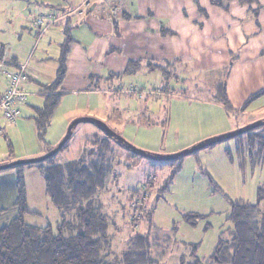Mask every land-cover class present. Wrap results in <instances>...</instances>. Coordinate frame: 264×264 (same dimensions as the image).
I'll return each mask as SVG.
<instances>
[{"label":"rangeland","instance_id":"374dc122","mask_svg":"<svg viewBox=\"0 0 264 264\" xmlns=\"http://www.w3.org/2000/svg\"><path fill=\"white\" fill-rule=\"evenodd\" d=\"M103 2L110 11L113 7L120 12L116 19L109 12L104 21L111 25L112 36L100 37L88 52L82 50L85 44L82 49L72 47L67 74L56 91L59 104L43 138L34 121V108L43 107L38 97L30 100L31 108L16 124H1L0 161L46 156L63 141L74 121L86 117L102 121L136 149L160 156L179 154L212 137L264 121V0ZM34 7L29 1L0 0V51L6 48L7 54H14L17 48H31L34 59L28 70L49 80L51 69L39 67L36 61L50 58L46 62H52L58 52H43L44 38L46 45L51 39H38L33 32L35 18L44 13H34ZM74 36L71 33L75 42ZM133 62L139 66L134 68ZM148 62L166 67L168 74L151 70ZM174 73L175 94L146 95L160 89ZM95 79L97 90L92 87ZM219 82L225 85L228 105L213 98ZM131 89L137 93L129 94ZM210 132L215 135L191 144L198 134ZM249 132L264 136V125ZM237 137L169 164L139 155L113 139L109 149L103 148L100 142L107 133L96 124L81 123L66 147L45 165L65 168L83 160L86 165L98 162L110 168V183L95 206L106 216L115 238L113 249L107 251L111 260L121 259L133 235L147 234L159 249L152 250L158 264H181L182 259L183 264L196 260L208 264L218 242L229 237L232 205H255L258 191L264 190V155L255 165L246 160L242 168ZM177 166L181 170L167 187ZM139 202L151 208V219L139 213L133 225ZM68 215L73 217L74 212Z\"/></svg>","mask_w":264,"mask_h":264},{"label":"trees","instance_id":"16d2710c","mask_svg":"<svg viewBox=\"0 0 264 264\" xmlns=\"http://www.w3.org/2000/svg\"><path fill=\"white\" fill-rule=\"evenodd\" d=\"M37 31V37L41 39L39 38L41 32ZM70 39L68 38V44L72 42ZM69 51L67 45L60 59L56 80L43 89V93L46 94L44 106L36 110L34 121L41 138L44 137L59 104V95L56 91L66 76V54ZM2 55L0 54V57ZM147 65L152 70L157 69L168 74L166 67H159L154 62H148ZM133 66L136 68L139 63L133 62ZM173 76L164 79V85L159 91L155 89L159 96H172L176 93L177 90L171 85L175 80ZM226 94L225 85L219 83L216 98L228 105ZM111 139L117 141L109 136L107 139L102 138L101 147L109 149ZM237 139L236 155L242 159V168H245L246 160H250L252 165L260 162L264 155V136L247 131ZM55 148H51L50 151ZM56 155L44 162L8 169L17 171L18 197L15 206L18 209V217L8 226L0 228V264H158L153 258L152 250L159 249L155 244L153 248L147 234L133 235L129 238L126 248L122 249L121 259L118 262L110 259L107 251L113 249L115 238L110 234V224L106 216L99 213L98 206H95L96 198L101 192H106L110 183V168L98 162L86 165L83 160L73 161L65 168L60 165H45ZM229 156L231 157L232 154L229 153ZM178 159L163 162L173 164V161ZM31 167L38 168L42 173L47 185V195L60 213L57 228L51 225L46 228H34L26 224L25 219L30 212L27 208L24 172L26 168ZM180 170V166L173 169L167 180V187ZM135 194L138 195L139 192L135 191ZM257 199L255 205L239 203L232 205L229 218L232 227L229 229V237L218 242L208 264H264L263 189L258 191ZM140 205V202L136 204L132 218L133 225L138 220L139 213L146 216L147 220L151 219V208L147 209L144 205ZM71 211L74 212L73 217L68 215ZM184 262L185 260L182 259L181 264ZM190 264L202 263L196 260Z\"/></svg>","mask_w":264,"mask_h":264},{"label":"crops","instance_id":"0c3cea01","mask_svg":"<svg viewBox=\"0 0 264 264\" xmlns=\"http://www.w3.org/2000/svg\"><path fill=\"white\" fill-rule=\"evenodd\" d=\"M23 1L26 2L29 1L35 4L34 13H37L38 11L54 12L57 13L58 15L63 16V19L60 22H58L56 25H54L52 28L50 27L41 37L42 39L45 36H47L48 38L51 39L48 45L45 44V38L44 40L42 39L44 41L43 52L48 51L53 54H56L58 52L57 57L54 58L53 59L54 61L52 62H46V60L50 58L40 59L36 61L37 62L36 64L39 67L42 66V67L50 68L51 73H53V75L51 77L48 76L49 80H44L43 76L46 75H44L43 73L36 72L35 74L33 72L34 70L32 69H31L32 72L29 71L31 74V78L33 77V79L31 80V83L24 86V90L29 94V100L27 105L24 108H22V112L28 108H31L29 106L31 105V102H35V99H33L35 97L40 98L41 100L40 104L43 103L44 106L46 94L43 93V89L53 84L54 81L56 80L58 71L60 69V59L64 53L65 47H67L68 45V50H70L69 53L72 51L73 46L81 48V45L84 44L86 46L83 49L81 48L82 50H86V52H88V49L89 50L94 49V46L95 44H97V41L101 40L100 37H103L104 35L112 36L113 29L111 25H109V23L104 22L106 21L108 13L111 12V17L114 19H116L120 13L117 8H113V7L111 8L110 11V9L103 2V0H93V8L91 10H88L87 13L85 14H78L76 16L73 15L74 17L72 18L71 16L72 12L77 7H79V5L83 0H23ZM113 9H117L116 15L113 14ZM62 13H65V15ZM33 32L35 33V35L38 34L36 28ZM71 33L73 35L75 34L74 36V38L76 39L75 42L73 40V37H71ZM68 38H71L70 41H72L69 42V44H68ZM42 40L41 42H39V44L37 43L38 46L41 45ZM110 44H112V42H108L109 46ZM30 50L31 48H29L27 51H25L24 49L17 48L14 54H10V52L7 54L5 52L7 51L6 48H2L0 54H6L7 57L10 59V63H12L13 67L19 65H28L29 68L31 61L34 59V55H33L34 50H32L31 53L29 54ZM69 53L66 54V64H65L66 74L68 67L67 63L70 64V58L67 60V58L70 55ZM157 66L163 67L158 64ZM109 72H115V71L111 70ZM173 77L175 79L174 81H178L177 78L178 76L176 75V73H174ZM97 82L98 80L95 79L94 80L95 84L92 86L96 90H97L96 87H99V84ZM219 83L213 87L215 91L213 94V98H216V89L219 86ZM96 90L93 91L98 92ZM37 109L40 108H34V111L36 112ZM22 115L23 113H21L20 117H22ZM2 123L3 121H0V132L2 131V125H1ZM212 133L213 132H210L209 134H206L204 136L202 133H200V135L198 134V138L195 137L194 141H192L191 144H196L202 139L215 135ZM21 158L23 157H16V159L5 158L0 161V165L2 164L5 165L9 162H13ZM24 179L26 185L27 208L30 212V214L25 219L26 224L34 228H46L49 225H51L53 228H56V226L60 221V213L47 195V185L42 173L38 168L35 167L26 168L24 172ZM17 197H18L17 171L16 170L0 171V228H4L8 226L13 220H15L18 217V209L15 206Z\"/></svg>","mask_w":264,"mask_h":264},{"label":"built area","instance_id":"2783aa9c","mask_svg":"<svg viewBox=\"0 0 264 264\" xmlns=\"http://www.w3.org/2000/svg\"><path fill=\"white\" fill-rule=\"evenodd\" d=\"M93 8L92 0H83L81 5L75 9V12L81 13L83 10ZM113 14H117V9H113ZM68 16V15H67ZM63 19V16L54 12H44L39 14L34 20V28L40 30L39 38L52 26ZM31 83V74L28 65H19L13 67L6 54L0 57V121L7 125L16 124L29 100V94L24 90V86ZM135 95L136 89L128 91ZM149 93V94H147ZM157 94V91L146 92V95ZM158 95V94H157Z\"/></svg>","mask_w":264,"mask_h":264},{"label":"water","instance_id":"95a60500","mask_svg":"<svg viewBox=\"0 0 264 264\" xmlns=\"http://www.w3.org/2000/svg\"><path fill=\"white\" fill-rule=\"evenodd\" d=\"M81 123H93V124L98 125L101 129H103L107 133V135L109 137L116 139L117 142L119 144H121L122 146L128 148L129 150H132L133 152H135V153H137L139 155H142V156H144L146 158H149V159H152V160H156V161H171V160H175V159L180 158L181 156L194 153L195 151H198V150L206 148V147H210V146H212V145H214L216 143H219V142H221L223 140L231 139L233 137L242 135V134L246 133L247 131L254 130V129L264 125V121H259V122H256L254 124H251L249 126H246L244 128H241V129H239L237 131H234L232 133L221 135V136L216 137V138L214 137V138L207 139L206 141L201 142L200 144L192 147L191 149L183 151V152H181L179 154H174V155H170V156H160V155H150V154H148L146 152H143V151H140V150L136 149L135 147H133L130 144H128L122 137H120L119 135L114 133L112 130H110L107 127V125L105 123H103L102 121L86 117V118H82V119H78V120L74 121L72 123V125L70 126L69 131H68L66 137L63 139V141L58 145V147H56L55 149L50 151L46 156H43V157H40V158H37V159H33V160H20V161L12 162L10 164L0 165V171H6L8 169H11L13 167L20 166V165H29V164H35V163L44 162L47 159L53 157L54 155L59 153V151L64 147V145L71 139L72 134H73V129L76 126H78L79 124H81Z\"/></svg>","mask_w":264,"mask_h":264}]
</instances>
